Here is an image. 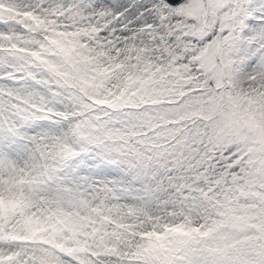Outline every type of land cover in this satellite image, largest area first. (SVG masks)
Returning <instances> with one entry per match:
<instances>
[{"label":"snow or ice","instance_id":"obj_1","mask_svg":"<svg viewBox=\"0 0 264 264\" xmlns=\"http://www.w3.org/2000/svg\"><path fill=\"white\" fill-rule=\"evenodd\" d=\"M0 264H264V0H0Z\"/></svg>","mask_w":264,"mask_h":264}]
</instances>
